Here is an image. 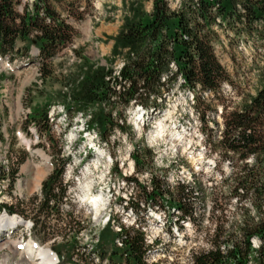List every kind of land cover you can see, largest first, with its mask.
I'll return each mask as SVG.
<instances>
[{"label": "rangeland", "instance_id": "rangeland-1", "mask_svg": "<svg viewBox=\"0 0 264 264\" xmlns=\"http://www.w3.org/2000/svg\"><path fill=\"white\" fill-rule=\"evenodd\" d=\"M32 1L24 0L20 10ZM131 1L143 2L147 11L152 9V2L147 0H51L78 34L52 61L51 76L46 79L42 78L40 64L36 61V49L31 60L0 56V180L5 179L10 186L14 214L32 224L29 229L19 225L11 234L0 231V264H4L6 258L8 264H33L23 255L24 249L13 244L16 241L24 244L31 239L53 251L59 247L62 253L58 256H64L60 264H75L73 258L75 261L83 259V262L76 261L78 264H86L85 252L91 251L107 214L114 213L118 221L124 218L131 223L119 206L124 194L130 196L131 193L136 201L144 203L139 212L140 230L160 232L157 233L159 244L148 248L147 264L148 258L153 257L158 258L155 264H191L193 255L211 249L218 226L227 230L232 223L234 225L240 219L242 206L254 209L245 200L239 202L230 194L233 183L226 180L233 169L230 157L214 149L224 124V107H238L244 95L254 94L257 89L253 58L256 51H252L248 43L238 38L230 42L221 31L220 39L214 41L216 55L231 81L223 84L217 96L203 91L195 93L205 105H210L206 122L201 120L194 105V92L180 86L179 80L165 87L163 97L157 100V111L149 110L143 115L145 125L140 116L137 117L141 107L134 104L121 108L127 114L128 130H113L107 136L109 140L101 135L104 128L86 132L89 116L79 113L71 119L63 109L66 84L80 64V56L92 63L110 66L114 72L120 70L122 57L113 64L106 61L111 58L113 48L109 37L118 33L124 20V4ZM171 5L175 9L179 1L172 0ZM72 12L81 13L82 19L74 18ZM43 109L49 110L50 136L46 128L41 132L37 125L29 123V117ZM103 109L95 105L90 110ZM113 117L118 119L115 114ZM136 147L145 154L146 171L129 167ZM38 152L50 157L52 170L49 169L45 180L54 172L55 163L66 160L59 188V191L64 190L59 215L56 210L51 214L40 210L45 180L40 190L32 187L37 168L48 167L43 166ZM9 169L17 171L16 174L3 175ZM88 175L90 177L85 179ZM153 176L168 189L165 195L168 199H180L181 184L191 189L193 222L182 220L178 224L179 211L167 204L145 202L141 186L150 193ZM107 194L117 197L119 202L108 206ZM93 196L101 198L97 214L88 206V197ZM252 212L256 214L255 209ZM102 238L113 245L116 235L107 231Z\"/></svg>", "mask_w": 264, "mask_h": 264}, {"label": "trees", "instance_id": "trees-1", "mask_svg": "<svg viewBox=\"0 0 264 264\" xmlns=\"http://www.w3.org/2000/svg\"><path fill=\"white\" fill-rule=\"evenodd\" d=\"M23 1L0 0V56L31 60L36 49V61L40 64L42 78L46 79L51 76L52 61L73 42L78 33L68 19L54 8L51 0H34L32 6L25 3L21 11ZM147 1L152 2L151 11L145 9L143 2L124 4L123 23L116 36L109 37L113 48L111 58H106V61L113 64L122 57L125 63L120 74L115 76L112 67L92 63L80 56L81 62L66 84L63 109L71 119L79 113L89 116L88 130L104 128L101 135L109 140L107 136L113 130H128L127 114L121 108L135 104L147 111H157V100L163 97L165 87L180 77L184 80L182 87L196 94L203 91L217 96L223 84L231 81L215 52L214 41L220 39V31L230 42L238 38L240 42L248 43L251 50L256 51L253 58L257 89L254 94L244 95L238 107H224L223 130L214 149L230 157L233 169L229 179H226L233 183L230 194L239 202L245 200L251 204L257 211V217L251 209L242 206L239 213L241 219L227 230L218 226L213 236L214 249L194 255L193 263L247 264L253 251L251 238L259 236L264 240V0H178L179 5L175 9L172 8V0ZM80 14L72 12L74 18L82 19ZM172 64H175L176 70L171 69ZM196 94L194 105L201 120L206 122L210 105H205ZM95 105L104 108L103 111L90 110ZM200 107L203 108L201 112ZM114 114L118 119H114ZM31 122L40 131L46 128L50 136L48 109L33 113L29 117ZM132 157L139 172L147 170L145 154L139 147L135 148ZM65 162L55 163L54 172L43 183L42 213L51 214L56 210L59 215L64 193L59 188L62 187ZM10 171L11 175L17 172ZM150 181V193L140 185L146 203L167 202L181 214L177 220L179 223L185 219L195 220L189 198L191 189L181 184L180 199H168L165 196L168 189L154 176ZM217 203L215 206H218ZM132 205L135 209H142L144 203L136 201ZM2 209L0 204V212ZM7 211L13 214L15 208L8 207ZM107 231L112 233L110 229ZM125 231L120 237L125 248L120 251L110 245L108 239L102 238L101 256H107L115 264H146L144 255L147 248L143 232L134 229ZM225 242H231L233 247L223 253L220 245ZM55 250L58 254L62 253L59 247ZM259 254L260 262L264 264V245Z\"/></svg>", "mask_w": 264, "mask_h": 264}, {"label": "bare ground", "instance_id": "bare-ground-1", "mask_svg": "<svg viewBox=\"0 0 264 264\" xmlns=\"http://www.w3.org/2000/svg\"><path fill=\"white\" fill-rule=\"evenodd\" d=\"M124 63L125 62H123L120 70L118 72H115L114 73L115 76H117V75L120 74L121 69L124 66ZM171 69L172 70H176L175 64H172ZM178 80L181 83L184 82V80H183L182 77H180ZM192 98L194 99V95L193 94H192ZM145 113H146V111H144L142 113V116L145 115ZM201 135H202V137H204L203 134H201ZM38 155H40L43 158L42 159L44 161L43 166L45 165V166H48V167H45V168L38 167L37 168L36 176H35L34 180H32L33 181L32 182V185H33L32 187L33 188L35 187L36 188V191L41 189L42 182L45 180V177L48 175V172L50 170H52V169H50V167L52 168L51 161H50V157L48 155H46L45 152L44 153L43 152H38ZM24 168L26 169L27 166H25ZM90 175L85 176V179H87L88 177H90ZM123 178L124 179H129L127 176H124V174H123ZM9 188H10V186H9V184L7 183V181L5 179L0 180V203L1 204H7L9 206H12L13 205V201H12L13 196L11 195V192H10V189ZM106 198H107L106 200H107V205L108 206L113 205L112 203H114V202L117 203V201L119 200L117 197H115L113 195H110V194H107L106 195ZM88 199H90V202H88L89 208L90 209L92 208L94 214H97L98 211H100L101 198H99L98 196H93L91 198L88 197ZM123 199H122L121 203H119V206L122 207V209L124 210L125 215L127 214L126 218L128 220H130L131 223H135V225L132 226V229H134V230H136V229L137 230H140L141 227L139 226V223L141 224V219L139 218V212H140L141 209H137V207L135 209L134 206L132 205V203L135 202L136 198L134 199V197L131 196V194H130V196H128V194H124ZM252 210H254V209H252ZM263 210H264V208H263ZM174 211H176V210L174 209ZM255 212H257L256 209H255ZM253 215L256 216V214L254 212H253ZM116 222H120V221L117 220V215H115L114 213L107 214L106 219L102 221V229L99 231L98 238L93 242V246H92L91 251L88 250V252H85L84 258L87 261L86 264H89V263H91V264H106V262L108 264H114V263L110 262L109 259H102L101 256H100V254L97 251V248H98V245H99L98 243L100 242V236H101V233L103 232V230H105L107 226H109L110 228L113 229V227H116ZM19 225H23L26 228H30V223L28 221H25L21 216L6 214V212L4 210V213L0 217V231L2 230L4 232H6V233L9 231V233L11 234L12 233V230H14ZM164 225L165 224L163 223L162 226H160V227H162V230L164 229V227H163ZM121 228H122V231L114 232L117 235V237L115 239V242H114L115 245H120L123 242V241H121V238H120L121 235H122V233L125 230L130 229L126 225H122ZM143 230H141L143 233L147 232L146 229H143ZM155 232L156 233H160L157 230ZM157 241L158 240H156L155 241V244L152 245V246L146 245L147 252H146V255H145V262H146V258H147L146 257L147 256V253L149 251L148 248H153L156 245H158L159 243ZM251 242H252L251 245L253 247V251H252V253H251L250 257H249V260L247 261V264H255L256 260H258V254H257V252L261 249V247L263 245V239H261L259 236H254V237L251 238ZM13 244H14V246H17V245L18 246H20V245L23 246L24 247L23 255L25 256V258L27 257L29 261L33 262V264H56L57 261H58L56 259V257L54 256V254L51 252V250H50L49 247L41 246L37 242H35L33 239L29 240L28 242H26L24 244H21V242H19V241H16V243H13ZM116 247L122 249V247H124V243H123V246L122 247L121 246H116ZM220 247H221L222 252L225 253V252L228 251L229 248H232L233 245H232L231 242H228V243L225 242V243L221 244ZM210 248L211 249H209L208 251L213 250V242H212V247H210ZM82 260L83 259H80V258L78 259L77 258L76 261L81 262ZM3 261H4V264H8L7 258L4 259ZM74 261H75V259H74ZM76 264H78V263H76Z\"/></svg>", "mask_w": 264, "mask_h": 264}, {"label": "built area", "instance_id": "built-area-1", "mask_svg": "<svg viewBox=\"0 0 264 264\" xmlns=\"http://www.w3.org/2000/svg\"><path fill=\"white\" fill-rule=\"evenodd\" d=\"M129 167L131 168V170H134L135 169V163H134L133 160L130 161ZM131 196H133V194H131ZM122 225H129L130 231H132V228L131 227L134 226L135 223H130L129 221L124 220V218H122V221L121 222H116V227L113 228V231L114 232L122 231V228H121ZM142 234H143V237H144L145 245H148V246L154 245L155 244V241L160 238L157 233L145 232V233H142ZM263 245H264V240H263ZM116 246H121L122 247L123 246V243H121L120 245H116ZM214 247L215 246H214V242H213V249H214ZM206 252H209V251H206ZM257 254H258V260H256L255 264H261L259 251L257 252ZM155 263H158V258H155V257L148 258V264H155ZM193 263H194V259H192L191 264H193Z\"/></svg>", "mask_w": 264, "mask_h": 264}]
</instances>
